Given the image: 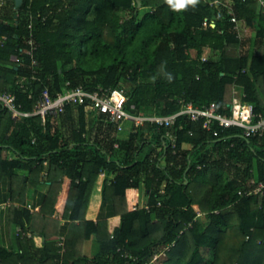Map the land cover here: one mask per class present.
Segmentation results:
<instances>
[{
	"label": "trees",
	"instance_id": "obj_1",
	"mask_svg": "<svg viewBox=\"0 0 264 264\" xmlns=\"http://www.w3.org/2000/svg\"><path fill=\"white\" fill-rule=\"evenodd\" d=\"M78 85L122 87L133 114L170 113L181 99L228 111L235 90L264 115V3L173 11L166 0H0V91L31 110L45 86L54 96ZM120 125L88 98L44 122L0 104V179L26 170L24 180L50 182L58 198L71 193L60 206L45 194L35 216L12 209L19 229L15 245L0 242V264H264V132L215 122L214 135L183 115L125 136ZM100 181L111 210L95 220Z\"/></svg>",
	"mask_w": 264,
	"mask_h": 264
},
{
	"label": "built area",
	"instance_id": "obj_2",
	"mask_svg": "<svg viewBox=\"0 0 264 264\" xmlns=\"http://www.w3.org/2000/svg\"><path fill=\"white\" fill-rule=\"evenodd\" d=\"M264 3V0H260ZM235 20V18H232ZM206 25L207 20L203 21ZM213 24V23H212ZM31 42V39L29 40ZM68 85V81L66 82ZM84 98L89 99L90 108L94 113L104 116L106 121L121 122L125 119H131L134 125H142L144 122L156 123L165 127L173 125L177 117L183 115L190 120L201 121L202 127L211 129L213 123L220 127L240 126L244 136L262 134L264 132V115L254 110V104L242 98L234 90L232 98L227 101L228 111H219L214 101L197 104L191 100L180 101V107L166 114L155 113H131L125 106L126 94L122 87H109L88 91L82 86L63 87L58 90L54 96L51 95L48 87L41 90L39 100L31 110H23L16 103L14 92L0 91V104L6 107L14 119L23 118L29 115L37 114L45 121L48 113H61L69 102L81 103ZM133 107V105H130ZM212 133L216 135L218 131L212 128ZM169 140H173L175 135L170 131L166 132ZM264 188V182H259L257 190ZM156 256V254H155Z\"/></svg>",
	"mask_w": 264,
	"mask_h": 264
},
{
	"label": "crops",
	"instance_id": "obj_3",
	"mask_svg": "<svg viewBox=\"0 0 264 264\" xmlns=\"http://www.w3.org/2000/svg\"><path fill=\"white\" fill-rule=\"evenodd\" d=\"M128 120L129 119L123 120L120 125L122 128L120 127L121 129H119L118 133L121 136H125L127 134L128 128L134 125V123L129 122ZM17 173L20 174V177H9L6 175L0 179V242L7 247L15 245V238L19 229L18 226L16 228H12L13 226L10 221L12 209L15 207H26L35 216L41 208L45 194L51 195L52 201L54 200L61 202H56L58 206H60L65 201H69L71 198V193L68 192H64L63 194L60 193L61 196L58 198V196H56L57 189H55V187H49L51 185L50 182L37 181L31 176L24 180V175L28 173L26 170H17ZM100 175L103 177V173ZM13 187H16V189L21 191L19 193H13L12 195L11 191ZM101 188V181L96 182V186L94 187L89 199L92 204L91 213L93 214V218L95 220L100 214L104 216V213L107 216L108 212L111 210V199L109 197H102ZM137 201L138 205H143L146 201V193L143 182H141L140 186L138 187ZM53 217H57L56 213L53 214ZM63 222V218L59 220L60 224ZM14 230L15 235L13 234ZM56 235L57 234H54L53 238H56Z\"/></svg>",
	"mask_w": 264,
	"mask_h": 264
},
{
	"label": "clouds",
	"instance_id": "obj_4",
	"mask_svg": "<svg viewBox=\"0 0 264 264\" xmlns=\"http://www.w3.org/2000/svg\"><path fill=\"white\" fill-rule=\"evenodd\" d=\"M200 0H166L167 5L173 11L187 10L189 6L195 8L199 4ZM171 79V77H169Z\"/></svg>",
	"mask_w": 264,
	"mask_h": 264
},
{
	"label": "rangeland",
	"instance_id": "obj_5",
	"mask_svg": "<svg viewBox=\"0 0 264 264\" xmlns=\"http://www.w3.org/2000/svg\"><path fill=\"white\" fill-rule=\"evenodd\" d=\"M128 121L133 123V121L131 119H129ZM12 226H13L12 228H16L15 225H12ZM13 234L15 235V230L13 231Z\"/></svg>",
	"mask_w": 264,
	"mask_h": 264
},
{
	"label": "water",
	"instance_id": "obj_6",
	"mask_svg": "<svg viewBox=\"0 0 264 264\" xmlns=\"http://www.w3.org/2000/svg\"><path fill=\"white\" fill-rule=\"evenodd\" d=\"M22 0H15V4L18 6Z\"/></svg>",
	"mask_w": 264,
	"mask_h": 264
}]
</instances>
